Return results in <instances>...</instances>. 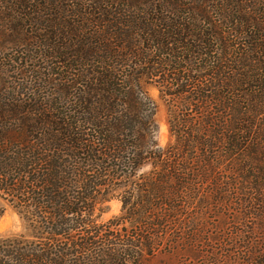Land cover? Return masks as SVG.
<instances>
[{"label": "trees", "instance_id": "1", "mask_svg": "<svg viewBox=\"0 0 264 264\" xmlns=\"http://www.w3.org/2000/svg\"><path fill=\"white\" fill-rule=\"evenodd\" d=\"M50 2L32 24L63 69L0 92V216L24 229L0 264L264 263V0H111L75 21ZM148 81L173 108L165 146Z\"/></svg>", "mask_w": 264, "mask_h": 264}, {"label": "rangeland", "instance_id": "2", "mask_svg": "<svg viewBox=\"0 0 264 264\" xmlns=\"http://www.w3.org/2000/svg\"><path fill=\"white\" fill-rule=\"evenodd\" d=\"M107 1L101 0H56L59 6L67 14L68 20L75 21L73 14H77L80 20L82 17L95 18L99 16ZM218 0H212V4ZM22 3L19 0H0V92L3 94H17L18 92L28 94L30 88H34L35 79L43 77L37 72L39 66L47 68L63 69L57 63V57L49 59L41 46L49 47V29L47 34L37 31V25L32 24V19L40 17L43 25L49 24L50 0H30ZM111 5V4H110ZM110 8V6H108ZM123 7L120 4L119 8ZM78 28L85 27L84 22H75ZM46 34V36L44 35ZM40 40L38 39V36ZM37 39V41H36ZM42 41V42H40ZM47 56V57H45ZM24 59L26 62H24ZM146 91L156 106V122L159 127V141L165 146L170 139L169 115L171 106L169 98L164 97L162 90L157 83L146 82ZM121 205L114 199L105 204L98 205L90 213V219L96 224H105L114 217L120 215ZM24 233L23 226L17 216L7 210L0 216V239L17 236ZM245 259L239 262L245 263ZM149 264H215L210 258L186 257L168 254H159L151 259ZM254 264H264L260 258Z\"/></svg>", "mask_w": 264, "mask_h": 264}]
</instances>
